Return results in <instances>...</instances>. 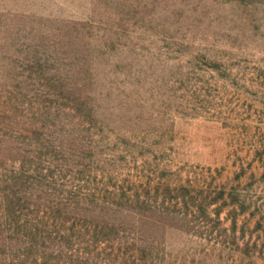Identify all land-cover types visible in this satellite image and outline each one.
<instances>
[{"label": "rangeland", "instance_id": "374dc122", "mask_svg": "<svg viewBox=\"0 0 264 264\" xmlns=\"http://www.w3.org/2000/svg\"><path fill=\"white\" fill-rule=\"evenodd\" d=\"M0 264H264V0H0Z\"/></svg>", "mask_w": 264, "mask_h": 264}]
</instances>
